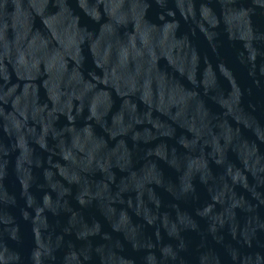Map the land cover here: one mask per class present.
I'll return each instance as SVG.
<instances>
[{"label": "water", "instance_id": "obj_1", "mask_svg": "<svg viewBox=\"0 0 264 264\" xmlns=\"http://www.w3.org/2000/svg\"><path fill=\"white\" fill-rule=\"evenodd\" d=\"M0 264H264V0H0Z\"/></svg>", "mask_w": 264, "mask_h": 264}]
</instances>
